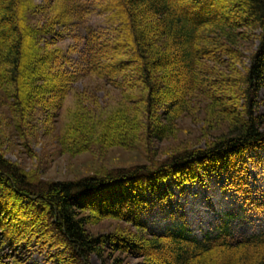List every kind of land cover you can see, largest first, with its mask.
I'll use <instances>...</instances> for the list:
<instances>
[{"label": "trees", "instance_id": "trees-1", "mask_svg": "<svg viewBox=\"0 0 264 264\" xmlns=\"http://www.w3.org/2000/svg\"><path fill=\"white\" fill-rule=\"evenodd\" d=\"M91 17L105 26H87ZM262 89L264 0H0V106L15 136L29 147L34 131L51 133L73 94L55 135L64 155L142 146L145 160L40 179L5 158L0 118V264H29L34 254L49 264L105 263L109 254L140 264H264V232L236 238L223 227L200 241L142 220L146 193L169 178L181 188L217 168L238 172L264 144ZM98 92L115 93V107L101 110Z\"/></svg>", "mask_w": 264, "mask_h": 264}, {"label": "rangeland", "instance_id": "rangeland-1", "mask_svg": "<svg viewBox=\"0 0 264 264\" xmlns=\"http://www.w3.org/2000/svg\"><path fill=\"white\" fill-rule=\"evenodd\" d=\"M87 26L103 27L105 22L101 17H91ZM71 45L66 40L62 47ZM244 57L249 56V51L242 50ZM244 58V65L249 61ZM241 65V64H240ZM84 83L75 85L81 90ZM264 101V89L259 93ZM100 109L110 111L114 108V101L117 99L115 93L109 96L103 92L96 95ZM3 101L0 97V102ZM74 95L66 98L59 120L52 122L53 131L42 134L45 131H34L35 137L28 138L29 147L23 144L13 132V125L10 123L9 115L4 106H0V118L4 131L8 137L5 138L3 151L5 158L22 167L27 172L35 173L40 179L48 181L72 180L91 173L100 166L117 167L126 166L143 160L139 152H123L118 149H111L103 158H97L90 154H82L76 157L64 155L55 135L60 132L68 122V114L75 107ZM264 114V107L260 108ZM6 125H9L6 127ZM181 127L193 133V127L189 120L184 121ZM185 131L182 133L185 135ZM42 134V135H41ZM187 135V133H186ZM27 139V137H26ZM152 149V151H154ZM156 151V150H155ZM136 161V162H135ZM239 185L238 187H234ZM239 190L245 192L240 193ZM167 195L166 200H160V196ZM248 198V203L246 199ZM145 199L148 203L147 210L142 215L143 222L154 232L163 233L166 231H186L191 237L197 240H204L218 235L223 227L236 238L248 237L264 232V144H260L243 156L238 167V172L229 169L217 168L214 172L207 173L203 181L197 184H185L181 188L176 186L172 179H168L159 185L155 193L147 192ZM258 209H254L251 203ZM102 263L92 257L90 264H140L141 261L135 258L109 254ZM113 262V263H112ZM29 264H49L44 261L43 256L34 254Z\"/></svg>", "mask_w": 264, "mask_h": 264}]
</instances>
